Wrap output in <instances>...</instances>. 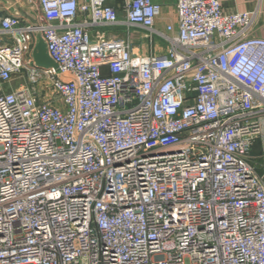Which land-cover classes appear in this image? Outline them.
Returning a JSON list of instances; mask_svg holds the SVG:
<instances>
[{
    "label": "built area",
    "instance_id": "built-area-1",
    "mask_svg": "<svg viewBox=\"0 0 264 264\" xmlns=\"http://www.w3.org/2000/svg\"><path fill=\"white\" fill-rule=\"evenodd\" d=\"M223 1L0 14V264H264V39Z\"/></svg>",
    "mask_w": 264,
    "mask_h": 264
},
{
    "label": "crops",
    "instance_id": "crops-1",
    "mask_svg": "<svg viewBox=\"0 0 264 264\" xmlns=\"http://www.w3.org/2000/svg\"><path fill=\"white\" fill-rule=\"evenodd\" d=\"M23 10L30 11L27 5V0H13ZM154 2L162 6L161 15L156 23V28L159 31H164L168 25H172L176 28V0H153ZM107 3L111 6H119L122 4V0H107ZM222 12L225 15L234 13H248L253 12L258 8V16L256 19V27L254 29V35L257 38L264 39V0H225L221 4ZM31 12V11H30ZM32 13V12H31ZM0 14L7 15L11 14L9 10L4 6L2 0H0ZM86 19L85 15L79 14L77 21ZM114 34L123 33L122 29L113 30ZM142 35V34H141ZM133 40H137L139 35L134 33L132 36ZM147 43V41H143ZM165 50V45H161L155 49V53H162ZM151 49L148 46H142L139 49V53L148 54Z\"/></svg>",
    "mask_w": 264,
    "mask_h": 264
},
{
    "label": "water",
    "instance_id": "water-1",
    "mask_svg": "<svg viewBox=\"0 0 264 264\" xmlns=\"http://www.w3.org/2000/svg\"><path fill=\"white\" fill-rule=\"evenodd\" d=\"M2 2L12 15L27 20L33 28H37L38 23L36 20V16L33 13H31L30 11L23 10L13 0H2ZM34 38L35 43L31 52V59L34 65L43 70L56 71L57 66L48 55L46 45L38 30L34 32Z\"/></svg>",
    "mask_w": 264,
    "mask_h": 264
},
{
    "label": "rangeland",
    "instance_id": "rangeland-1",
    "mask_svg": "<svg viewBox=\"0 0 264 264\" xmlns=\"http://www.w3.org/2000/svg\"><path fill=\"white\" fill-rule=\"evenodd\" d=\"M38 15H39V14H38ZM154 41H155V42H158L159 40H158L157 38H154ZM46 83H47V82H46ZM35 87H36L38 90H42V89H44V90H49V88H47V87L44 85V82H43V81L39 82ZM44 90H43V91H44ZM253 154H254V155H258L259 152L256 150V151L253 152Z\"/></svg>",
    "mask_w": 264,
    "mask_h": 264
}]
</instances>
